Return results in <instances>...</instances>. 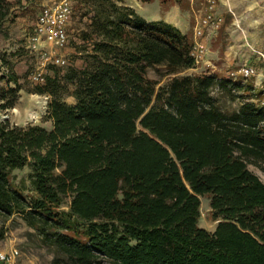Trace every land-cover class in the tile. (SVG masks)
<instances>
[{
	"label": "trees",
	"instance_id": "obj_1",
	"mask_svg": "<svg viewBox=\"0 0 264 264\" xmlns=\"http://www.w3.org/2000/svg\"><path fill=\"white\" fill-rule=\"evenodd\" d=\"M18 1L0 0V28ZM99 6L87 54L34 85L50 126L0 120V214L54 244L53 264H264V182L248 168L264 162V105L236 78L180 75L195 66L188 32ZM158 65L172 75L159 86L147 75ZM1 78L0 106L13 107L19 77ZM214 87L243 90L239 107L222 109ZM201 196L213 231L198 224Z\"/></svg>",
	"mask_w": 264,
	"mask_h": 264
},
{
	"label": "rangeland",
	"instance_id": "obj_2",
	"mask_svg": "<svg viewBox=\"0 0 264 264\" xmlns=\"http://www.w3.org/2000/svg\"><path fill=\"white\" fill-rule=\"evenodd\" d=\"M13 1V0H11ZM54 0H20L14 2L13 7L2 27L0 28V49L5 50L8 55L0 65V87H7L6 78L1 75L15 72L19 77L20 89L13 107L2 108L0 106V120H8L12 125L42 124L49 127L50 122L44 119L47 110V102L50 98L48 94L34 92L35 83L31 80V72L37 65V55L27 48L26 32L32 30L37 15L44 5L50 4ZM73 5L72 18L67 26L68 44L61 51L68 59V63L75 60L76 55L85 56L87 51L78 47L81 34L89 31V18L94 13V9H100L101 0H71ZM126 4L147 20H159L166 18L176 21L184 31L194 38L195 27L200 24L206 14L212 11L216 16H221L223 21L218 29L213 25L203 28V37L207 44L216 38H220V29L224 23V14H220L215 0L214 7L210 9L205 0H118V4ZM219 12V13H218ZM228 13L235 17L234 11L228 7ZM172 23V22H169ZM173 24V23H172ZM174 25V24H173ZM236 25L237 21H236ZM209 44V46H210ZM207 54V53H206ZM261 55V54H260ZM206 56V55H205ZM196 67L180 72L185 74L216 73L218 76L229 77V71L236 69L234 65H221L220 68H213L206 62V58ZM262 57V55H261ZM263 59V58H262ZM78 63L81 61L78 60ZM256 74L249 77L238 76L234 80H240L244 85H249V93L255 96L256 101L264 105V88H255V82L263 78L261 68H264V61L252 64ZM214 70V72H213ZM148 77L157 82V86L166 83L172 75L167 74L163 66L148 68ZM9 85L14 86V83ZM243 90L235 92L234 97L218 90L212 89V94L218 98V103L225 111H232L239 107ZM64 98L69 103L73 98L65 95ZM3 100H0L2 103ZM248 168L257 174L264 182V162L249 160ZM69 198L66 199L69 202ZM200 218L199 226L213 231L217 221L212 219L209 196L200 197ZM68 206H65L67 209ZM19 250L17 262L19 264H53V259L60 257L54 244L44 240L43 236L34 228L30 227L22 216L15 212L11 215L0 214V249ZM104 264H109L104 261Z\"/></svg>",
	"mask_w": 264,
	"mask_h": 264
},
{
	"label": "built area",
	"instance_id": "obj_3",
	"mask_svg": "<svg viewBox=\"0 0 264 264\" xmlns=\"http://www.w3.org/2000/svg\"><path fill=\"white\" fill-rule=\"evenodd\" d=\"M210 9L214 7L215 0H205ZM73 5L71 0H54L44 5L37 15L31 32L27 35V48L37 55V65L31 72L33 83H43L50 66L63 67L68 64L67 57L61 52L68 44L67 26L72 18ZM223 19L212 11L208 12L195 27L197 37L191 55L194 58V67L204 60L207 53V44L201 40L203 28L213 25L218 29ZM256 74L251 65H241L229 71V77H249ZM20 253L16 248L10 250L0 249V264H19L17 259Z\"/></svg>",
	"mask_w": 264,
	"mask_h": 264
},
{
	"label": "crops",
	"instance_id": "obj_4",
	"mask_svg": "<svg viewBox=\"0 0 264 264\" xmlns=\"http://www.w3.org/2000/svg\"><path fill=\"white\" fill-rule=\"evenodd\" d=\"M218 3L216 7L220 14H224V23L219 32L220 38L212 40L210 46L206 43V62L216 69L221 65L228 68L231 65L252 66L264 61V0H218ZM228 7L234 11L235 17L228 13ZM165 21L172 22L187 33L176 21L168 18ZM30 32H26V37ZM196 40L194 34L193 41ZM201 40L205 41L204 38ZM260 71L263 78L255 82L258 89L264 88V68Z\"/></svg>",
	"mask_w": 264,
	"mask_h": 264
}]
</instances>
